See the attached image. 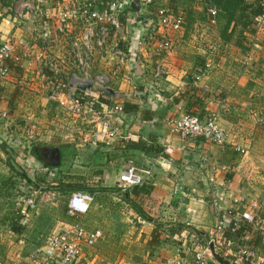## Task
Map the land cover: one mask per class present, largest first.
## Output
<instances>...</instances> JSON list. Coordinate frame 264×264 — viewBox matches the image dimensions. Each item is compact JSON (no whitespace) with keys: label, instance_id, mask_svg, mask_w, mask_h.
I'll list each match as a JSON object with an SVG mask.
<instances>
[{"label":"crops","instance_id":"crops-1","mask_svg":"<svg viewBox=\"0 0 264 264\" xmlns=\"http://www.w3.org/2000/svg\"><path fill=\"white\" fill-rule=\"evenodd\" d=\"M160 1L183 14L181 30L169 37L172 49L161 57L150 52L148 8L137 19L136 13L130 16L129 10L126 15L124 11L119 36L125 44H134L133 52L140 61H134V67L129 61L111 84L118 93L124 92L126 102L138 108L136 114L123 116L133 142L145 148L128 151L135 166L151 172L144 184L152 188L148 195L123 191L117 181L122 170L117 162L106 163L121 155L124 145L120 140L85 143V135H73V131L58 134L54 126L62 122L56 120L54 109L46 110L48 102L42 94L47 87L36 51H31V56L2 83L0 108L7 118L0 117V264L16 259L20 264H34L29 253L39 248L45 251L52 236L73 237L75 227L100 230L103 235L92 247L81 245L80 264H128L125 248L115 241L109 243L106 237L123 236L125 233L118 230L122 231L133 215L134 256L128 258L134 259V264H192L189 238L197 233L206 238L211 235L220 222L218 214L232 210L264 218V30L256 32L253 28L252 9L260 0H243L231 19L217 8L214 25L192 0ZM4 2L0 3V43L27 39L12 25ZM157 62L166 70L159 80L153 77ZM207 65V76L194 81L196 70ZM133 83L134 91L141 92L139 98H131ZM182 114H215L228 134L226 144L218 147L204 139L194 144L182 142L167 125L169 118ZM31 125L32 133L28 129ZM45 146L59 149L56 169L66 158L72 160L73 168L79 167L74 165L82 159L88 161L90 167L83 169L90 179L72 174L77 176L72 186L91 191L93 196L86 215H68L66 199L59 197L58 187L48 185L54 173L41 161L39 150ZM236 147L244 153L237 152ZM98 156L106 164L100 177L93 175ZM30 188L38 191L37 210L22 218L18 216V200ZM155 224L168 231L158 230L159 239L151 243ZM245 228L243 244L252 246L264 263V234L248 225ZM212 248L222 251L224 247L216 244ZM224 251L220 257L239 264L229 259L234 256L231 247ZM208 264L219 263L210 256Z\"/></svg>","mask_w":264,"mask_h":264},{"label":"built area","instance_id":"built-area-1","mask_svg":"<svg viewBox=\"0 0 264 264\" xmlns=\"http://www.w3.org/2000/svg\"><path fill=\"white\" fill-rule=\"evenodd\" d=\"M9 3L7 13L10 21L25 38L16 42L0 43V87L10 75L8 62L21 65L26 57L31 56V51H36V58L47 68L54 82L60 83L57 88L55 83H50L46 76L42 80L49 90L47 99L54 106L55 117H60L66 126H72L71 119H77L83 126L90 130L98 125V132L85 135L94 142L108 143L112 140L134 141V136L120 130L121 121L114 119V124L109 122L103 114L113 111L123 113L122 104L104 102L102 99H109L111 95L110 85L121 72L126 68L129 61L139 63L140 56L133 52L132 60L128 58L123 46L113 45L110 40L118 37V42L124 43L123 36L120 37L122 23L120 14L123 0H7ZM65 6L63 4L65 2ZM156 0H142L143 7L152 6ZM200 7V11L207 21L214 25L219 12L210 0H192ZM57 8V10H56ZM260 13L254 18L253 28L256 32L264 30V0L259 1ZM135 12H133L134 15ZM147 14V13H146ZM152 17L148 21L149 36L152 41L149 45L150 52L155 57L168 54L172 49V42L169 37L172 32L181 30L183 26L182 12H174L165 6H157ZM139 14H135L136 19ZM264 46V44H263ZM97 56L113 62L109 75L99 74L92 76V57ZM160 62V61H159ZM157 62L153 71L156 80L166 75L163 65ZM264 62V55H263ZM39 64V65H40ZM128 66V65H127ZM208 65L196 70L194 81H199L207 76ZM41 68V67H40ZM89 85V89L81 90L79 87ZM207 88V86H205ZM95 95H91L92 91ZM131 98H139L141 92L132 89ZM109 95V97L107 96ZM97 109L100 111L96 112ZM102 116V117H101ZM0 117L7 118L5 110L0 108ZM112 121V120H111ZM94 125V126H92ZM171 132L184 143L194 144L198 139L207 140L218 147H223L228 134L220 126L215 114H206L198 117L191 114H182L178 117H171L167 120ZM83 131L84 127H81ZM73 129V126H72ZM81 132L80 128H76ZM91 132V131H89ZM92 142V143H94ZM181 151L184 147H179ZM240 154L244 150L236 147ZM149 169L139 168L132 160L125 170L118 176L119 187L124 191L134 187H142L150 178ZM38 191L30 188V191L18 200V216L28 218L31 213L37 210L36 196ZM93 202V196L87 191L76 190L71 192L66 199V210L70 216L86 215ZM216 206V205H215ZM227 210L223 215L228 221H234L231 231L238 229L239 225L246 223L255 231L264 234V218L247 212H241V218L235 219ZM73 237L68 238L66 234L52 236L47 242V249L41 248L29 253V258L34 264H80L83 257L81 245L94 246L103 235L100 230L87 231L81 227L72 229ZM189 236V234H187ZM184 236V239L187 238ZM188 243L192 246V264H208L210 258V246L217 244L221 247H231L233 243L223 236L220 224H217L213 233L207 238L191 235ZM239 256L236 262L239 264H264L256 255L252 246L245 245L238 247ZM1 264H20V259L15 261H3Z\"/></svg>","mask_w":264,"mask_h":264},{"label":"rangeland","instance_id":"rangeland-1","mask_svg":"<svg viewBox=\"0 0 264 264\" xmlns=\"http://www.w3.org/2000/svg\"><path fill=\"white\" fill-rule=\"evenodd\" d=\"M6 1L7 3H9L7 0H0V3ZM163 1V0H162ZM5 3V2H4ZM6 3V7L8 6V4ZM157 6H165V2L162 4V2L160 0H156L155 3L152 5V6H148V11H150V13H153L156 9ZM130 11V10H129ZM128 12L126 11L125 12V15L127 14ZM130 16L133 14L132 11H130V13H128ZM149 15L148 17H152L151 14H147ZM125 17V16H124ZM126 40V38H125ZM118 37L115 39H112L110 40V43H112L113 45H117L118 43ZM113 62H111L110 60L108 59H104V61H100L99 58L97 56H94L92 57V65H91V72H92V76H95V75H99V74H105V75H109V71L112 69L113 67ZM129 63H127L125 65V67H127ZM41 66V69L43 68V64L41 63L40 64ZM132 66L134 67V63L132 64ZM133 87H134V83H133ZM110 88L111 90L115 93V99L116 98H120L121 100L119 101H115L114 98H110L109 100V103H110V106L114 105V103H119V104H123L124 102H126V97H125V94L124 92L122 93H118L117 90H115L113 88V86L110 85ZM133 89V88H132ZM133 91V90H132ZM48 93H49V90L48 89H45V91L43 92L42 96L45 98V100L48 102L46 104V110H50V112L52 111V109H54V106L52 105V103H50L47 99V96H48ZM92 95H95V91L93 90L92 91ZM123 99V100H122ZM100 111V109H97L96 112ZM46 112V113H48ZM100 113L104 117H106L107 119L109 120H112V121H115L117 122L116 120H114L115 118L118 119L119 121H121V123H119L120 125V130L124 133H129L132 135V133H130L128 130H125L124 127L127 123V119L124 118V116L121 114V113H116L115 111L111 112V113H108V114H103L101 111ZM54 115V114H53ZM45 116L47 117V114H45ZM102 117V116H101ZM123 117V118H122ZM56 118V117H55ZM58 122H62L60 117L58 119ZM71 124L73 126V129L71 127H68L66 125L63 124V126H61L62 123H59V127H55V129H58V134H65L66 132H72V134H81L82 136L83 135H89L90 133L92 132H98V125L97 124H94L96 125L95 128H92L91 130L89 128H87L86 126H83L77 119H71ZM92 125V126H94ZM80 128V131H81V127H84L83 131L81 132H77L76 131V128ZM30 133H32L33 131V127L32 125L28 127ZM91 131V132H89ZM85 143L87 142H94L92 139H86L84 140ZM128 142H131V140H126V141H122L124 147H123V151L121 153V155L117 156V157H112V158H109V160L106 161V163L108 162H111L112 165H114V162L116 163L117 162V167H120L121 170H125L127 168V166L129 165V161L132 160V153L130 154V152L128 151V149L126 148V145ZM133 142V141H132ZM96 144H99V142H94ZM97 161H94L93 164L95 168L93 170V175H95V173H97V176H102V168L106 165L105 163L103 164L101 161H100V157L98 156L97 157ZM133 161V160H132ZM73 165V162L72 160H70L69 158L67 159H64L62 165L60 166V168H55V167H51V168H48L50 170V173H54L52 174V177H53V181L49 182L48 185H52L51 187H58V192H59V197L61 199H67V197L69 196V193L72 192V191H76V190H81L79 188H75L73 187L72 183H74L75 181V178H77V176H72V174H84L85 176L81 177V176H78L79 178H83V179H90L88 177L89 173L88 174H85V172L87 171L86 169H83V168H87V167H90L89 166V163L88 161H84L82 159V161L79 163H76L74 166H79V167H72ZM52 169V170H51ZM75 169V170H74ZM77 171L75 173H73L72 171ZM50 174V175H51ZM54 175V176H53ZM93 185H96V184H93ZM94 190V188H93ZM125 191V190H124ZM68 192V193H67ZM91 192V191H89ZM121 195L123 196L124 194L121 192ZM134 204V202H133ZM132 204V208L134 209V205ZM124 213H126L127 211L124 210L123 211ZM124 228L122 229V231L118 230L119 232L118 233H125L123 236H118V235H111V236H107L106 237V240L109 241V243L111 242H114V244H121L124 248H125V258L126 260L128 261L127 263L128 264H134V259H129L131 257V255L134 256V215L129 217V221L127 223H124L123 224ZM226 247H224L222 249V251L220 250L219 252L222 253L223 255L226 253L225 250ZM228 248V247H227ZM232 248V246H231ZM123 254V253H122ZM151 254L149 253V256ZM211 256V255H210ZM129 257V258H128ZM140 264H143L142 262H140ZM145 264V263H144Z\"/></svg>","mask_w":264,"mask_h":264},{"label":"trees","instance_id":"trees-1","mask_svg":"<svg viewBox=\"0 0 264 264\" xmlns=\"http://www.w3.org/2000/svg\"><path fill=\"white\" fill-rule=\"evenodd\" d=\"M210 2L215 5L221 12V14L223 16H227L228 19H231L232 18V15L234 14L235 10L236 9H239V6L240 4L243 2V0H210ZM253 9V17L255 18L259 13H260V8H259V2H257V4L254 6ZM124 13V12H123ZM121 13L119 18H120V22L123 24V21L122 18L124 16V14ZM123 14V15H122ZM254 18H253V21H254ZM119 46H123L124 49L126 50L127 52V55H128V58H130V60H132V56H133V49H134V44L132 45H129L128 43L125 44V43H122V42H118L117 43ZM8 68H9V72L11 71H15L18 69L17 68V65H15L14 63L12 62H8ZM42 73L44 76H46V78L48 79V81L52 84V83H55L54 80H53V77L51 76V74L49 73V71L47 70V68H43L42 70ZM56 84V87L57 88H60L61 87V84L58 82L55 83ZM109 97V95H107ZM104 102L106 103H109V99H102ZM122 109H123V113L126 114V115H134L138 112V108L137 106L133 105V104H130L128 102H124L122 104ZM192 115V114H191ZM199 117V116H198ZM126 148L127 149H140V150H144V146L141 145V144H136L134 142H128L127 145H126ZM82 190V189H81ZM132 190V194H139V193H143L145 195H148L152 188L149 186L147 187L146 185H143L142 187H134L131 189ZM127 194L129 192H126ZM129 195V194H128ZM133 204V202L131 203ZM134 205V204H133ZM231 214L234 215L235 219H239L241 218V214L238 213V212H235V211H231ZM219 216V224H220V227L223 231V236L225 239L227 240H230L233 245H232V250L234 252V256L230 257L229 259L231 260H235L238 256H239V251H238V247L239 246H245L243 244V242H245L244 238L243 237V233L244 231L246 230L245 226L247 227L248 224L246 223H242L239 225L238 229H236L235 231H231V228L233 227V223L234 221H231V220H227L224 218V216L222 215V213L218 214ZM162 225H159V224H155V230L153 231L152 233V240H151V243H155L158 239H159V233H158V230L162 229V230H167V228H164V227H161ZM250 226V225H248ZM169 228V227H168ZM14 229V227H13ZM15 230H17L15 228ZM169 232L172 234V228H170ZM197 237L199 238H202V235L197 233L195 234ZM215 244L212 245V247H214ZM213 252L216 253V254H222L219 252V250H215L214 248H212Z\"/></svg>","mask_w":264,"mask_h":264},{"label":"water","instance_id":"water-1","mask_svg":"<svg viewBox=\"0 0 264 264\" xmlns=\"http://www.w3.org/2000/svg\"><path fill=\"white\" fill-rule=\"evenodd\" d=\"M143 3L142 0H123L121 5V9L119 10V14L123 13L126 10L133 11L139 15L142 14ZM81 90L89 89V85H84L79 87ZM107 93L111 96H117L112 90H107ZM92 95V92L90 93ZM125 130L128 129V125L126 124L124 127ZM39 153L42 155L41 161L44 165L50 167H57L60 164V152L58 148H51L48 146L42 147L39 150ZM211 257L214 261L219 264H235L229 263L226 259L220 257L218 254L214 253L212 250V246H210Z\"/></svg>","mask_w":264,"mask_h":264}]
</instances>
